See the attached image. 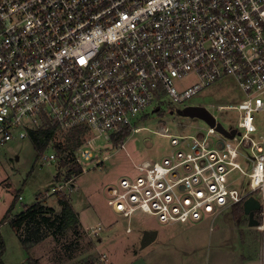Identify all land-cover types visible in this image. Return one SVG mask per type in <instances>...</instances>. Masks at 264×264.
<instances>
[{
	"label": "built area",
	"instance_id": "built-area-1",
	"mask_svg": "<svg viewBox=\"0 0 264 264\" xmlns=\"http://www.w3.org/2000/svg\"><path fill=\"white\" fill-rule=\"evenodd\" d=\"M190 75L197 81L177 85ZM225 76L244 94L218 105L237 112L224 125L235 135L208 123L172 136L169 155L141 161L109 186L123 216L199 222L254 196L264 232V0H0V148L46 123L83 126L81 163L100 138L134 129L148 107H185ZM56 158L41 154L43 163Z\"/></svg>",
	"mask_w": 264,
	"mask_h": 264
},
{
	"label": "rangeland",
	"instance_id": "rangeland-1",
	"mask_svg": "<svg viewBox=\"0 0 264 264\" xmlns=\"http://www.w3.org/2000/svg\"><path fill=\"white\" fill-rule=\"evenodd\" d=\"M195 81L197 77L190 75L176 83L183 87ZM243 95L234 77L225 76L185 104L207 107L228 127L236 123L237 112L218 105L238 103ZM155 108L150 106L138 116L124 143L116 146L100 138L94 158L81 161V174H68L74 165L65 158L68 153H57L55 160L43 163L31 138H16L0 148V249L4 247L1 259L5 263L22 264L31 256L39 264H264V232L249 225L244 209L231 211V217L227 216L230 211L224 212L214 223L209 218L164 223L146 212L127 217L113 209L107 193L110 185L135 174L141 161L169 155L176 149L172 136H191L208 128L204 119L180 114L182 107ZM257 117L262 129L264 115L260 112ZM64 134L62 129L57 131L46 154L57 150L55 144L65 141ZM61 192L69 197L80 218L64 232L59 224ZM39 201L45 210L27 218L17 233L11 217ZM99 226L101 230L96 232ZM36 228L41 238L29 243L27 252L21 238L28 239ZM147 229L158 230V237L142 247Z\"/></svg>",
	"mask_w": 264,
	"mask_h": 264
},
{
	"label": "trees",
	"instance_id": "trees-1",
	"mask_svg": "<svg viewBox=\"0 0 264 264\" xmlns=\"http://www.w3.org/2000/svg\"><path fill=\"white\" fill-rule=\"evenodd\" d=\"M60 128L57 124H51L46 123L42 127H40L37 130H32V141L35 146V148L42 154L50 145V142L53 140L55 134L57 131H59ZM64 134V142L63 143H56V151L57 153H68L65 158H69L71 161H73L74 165L72 168L69 169L68 174L71 175L74 174H81L83 172V166L82 163L76 161V155L75 150L82 144L83 137L86 132L85 127L79 126L75 127L70 130H64L62 129ZM130 135V129L124 130L122 133L117 134L112 139L114 145H119L121 143H124L125 138H127ZM69 155L71 157H69ZM68 161L64 160L62 161L63 164H67ZM59 203L62 204L61 213L59 215L60 218V229L64 232L68 230L69 228L76 226L80 222L79 214L74 209L69 197L65 195L64 193H59ZM14 207V202L11 205V208L8 210H12ZM242 205H236L233 211L243 209ZM52 209V208H51ZM45 210V205L42 202H35L32 205L25 206L24 210H22L20 213L16 214L15 216L11 217V226L13 229L19 233L20 229L26 222L27 218H34L39 213H42ZM7 212V213H8ZM7 216V214L5 215ZM6 218V217H5ZM28 219V220H29ZM46 220L47 217H44ZM40 229L36 228L31 232L30 237L28 239L21 238L24 248L27 252H29V243L37 242L41 236ZM1 246H4V242H2ZM4 247L0 249V264H6L2 259L1 256L3 254ZM22 264H39V261L37 258L29 256L28 259L23 262Z\"/></svg>",
	"mask_w": 264,
	"mask_h": 264
},
{
	"label": "water",
	"instance_id": "water-1",
	"mask_svg": "<svg viewBox=\"0 0 264 264\" xmlns=\"http://www.w3.org/2000/svg\"><path fill=\"white\" fill-rule=\"evenodd\" d=\"M178 110L182 115L204 119L207 121V123H209L211 126H215L218 131L224 133L228 137H233L235 135L236 129H231L230 131L226 129L221 122H217L215 115L203 105L188 104L185 107L179 108ZM260 205L261 203L259 199L254 196H250L244 202L243 209L245 214L248 215L250 226L255 227L259 223L258 219L255 217V211L260 208ZM158 233V230L155 229L145 230L141 242L142 247L149 245L155 239H157Z\"/></svg>",
	"mask_w": 264,
	"mask_h": 264
},
{
	"label": "crops",
	"instance_id": "crops-1",
	"mask_svg": "<svg viewBox=\"0 0 264 264\" xmlns=\"http://www.w3.org/2000/svg\"><path fill=\"white\" fill-rule=\"evenodd\" d=\"M232 211H233V210H232ZM225 213H226V212H225ZM231 214H232V213H231V211H230V212H227V216H228V215H230V217H231ZM218 216H219V215H218ZM218 216H217V217H218ZM217 217H216V218H217ZM216 218H213V217H212V218H210V220H211V223H214V222H215V220H216ZM248 223H249V222H248ZM257 230H258V229H257ZM26 260H27V259H26ZM6 264H7V263H6Z\"/></svg>",
	"mask_w": 264,
	"mask_h": 264
}]
</instances>
